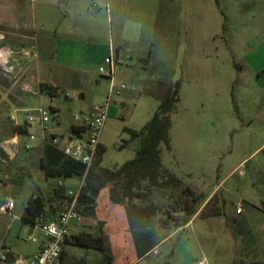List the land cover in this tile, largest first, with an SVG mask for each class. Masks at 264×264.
Here are the masks:
<instances>
[{
  "label": "rangeland",
  "instance_id": "obj_1",
  "mask_svg": "<svg viewBox=\"0 0 264 264\" xmlns=\"http://www.w3.org/2000/svg\"><path fill=\"white\" fill-rule=\"evenodd\" d=\"M57 3L59 8L49 10V23L64 21L58 31L69 25L73 36L87 37V43L111 44L117 64L115 84L127 85L112 97L122 111L105 123L101 138L105 152L92 179L105 182L109 192L114 184L106 170L114 172L134 159L141 145L140 140L131 141L124 129L141 130L152 119L165 89L180 83V101L171 116L170 149L160 146L158 184L143 181L135 190L140 197L112 205L100 216L106 222L78 209L81 218L70 223V240L103 233L104 251L65 245L62 264H200L202 260L264 264V0ZM255 48L261 60L254 58ZM39 53L42 59L50 57L48 72L54 52ZM35 67L33 60L24 74L17 73V67L12 72L0 70V252L6 248L25 257L34 255L44 240L37 226L22 219L30 197L41 195L55 211L63 210L66 194L78 192L86 180L45 176L37 125L29 129L35 140L27 133L17 134L18 151L11 156L6 148L16 136L11 119L16 115L23 123L27 112L57 107L50 126L67 136L74 116L100 105L110 86L89 65L84 73L70 71V76L54 68L63 85L60 96L52 100L40 95L37 87L36 94L25 91L24 86L30 85L25 74H35ZM26 144L33 147L27 150ZM171 175L179 182H173ZM9 198L15 204L13 215L2 210ZM127 208L133 217L145 212L155 220L160 244L141 259ZM34 237L39 244L29 240Z\"/></svg>",
  "mask_w": 264,
  "mask_h": 264
},
{
  "label": "trees",
  "instance_id": "obj_2",
  "mask_svg": "<svg viewBox=\"0 0 264 264\" xmlns=\"http://www.w3.org/2000/svg\"><path fill=\"white\" fill-rule=\"evenodd\" d=\"M39 92L51 98L59 97L58 89L49 84L40 83ZM179 101L180 83L177 82L165 89L152 119L141 130L124 129V132L130 135L131 141L140 140L141 145L134 159L126 162L114 172H108V170L105 172L108 175V180L114 184L109 193L111 201L115 204L123 205L125 201L132 202L135 198L140 197L135 190L143 181H148L154 186L158 184L159 173L162 168V150L160 146L164 145L170 149L171 116L177 109ZM19 131L20 133H27L26 128L20 127ZM104 152V148L101 147L98 158L88 172L85 179L86 182L80 191L77 207L86 216L96 215L97 198L101 190L107 187L105 182L96 183L92 180L95 177L94 168L101 164ZM40 166L48 178H83L85 175V167L81 163L67 158L51 143H46L42 146ZM171 178L173 182H179L175 176L171 175ZM117 187L120 190H117ZM187 191L191 194V190ZM127 210L132 239L138 257L141 259L160 244L158 231L155 228V220L153 215L149 213L145 214V212H142L133 217L128 208ZM54 212L55 210L49 200L41 195H36L30 197L28 200L22 219L33 225H43L54 217ZM195 214V210L188 213L189 217L185 225H183V229L192 221ZM103 236L105 235L101 233L100 237L93 238L90 234H85L84 238L80 234L79 236H75L73 241L69 237L66 244L104 251L101 244ZM64 254L65 252H63L62 259ZM107 257L111 259L108 255Z\"/></svg>",
  "mask_w": 264,
  "mask_h": 264
},
{
  "label": "built area",
  "instance_id": "obj_3",
  "mask_svg": "<svg viewBox=\"0 0 264 264\" xmlns=\"http://www.w3.org/2000/svg\"><path fill=\"white\" fill-rule=\"evenodd\" d=\"M33 56L29 48L13 51L6 47H0V70L12 72L22 60L32 59ZM116 65L113 49L111 48L109 56L104 59L98 68L99 73L111 82L108 96L103 104L76 114L74 116L75 124L71 127L67 136L60 135L52 130L50 123L57 117V113L53 109L49 111L45 108H37L31 112H27L23 123L19 122L16 115H14L11 120L15 123L16 136L6 143V148H8L10 155L14 156L18 151L19 139L17 134L20 132V127L26 128L29 138L35 140L36 135L29 132V129L37 125L40 127V142L42 144L51 143L67 158L77 161L85 167V175L82 178L85 181L88 172L98 158L102 146L101 138L105 123L109 118L112 96L116 89H127L125 83H121L118 86L115 84ZM24 89L31 94L37 93L31 85H25ZM39 94L41 93L39 92ZM32 147L29 144L25 145L27 150ZM82 186L78 192L66 194L67 199L63 210L55 211L54 217L47 223L36 225L45 240L37 254L30 257L15 256L9 249L5 248L0 252V264H62L64 246L70 235V223L79 221L81 218L77 206ZM14 208V200L9 198L2 207V210L13 215ZM238 212L239 210H237ZM29 240L39 243L35 237L29 238ZM200 264H206V261L202 260Z\"/></svg>",
  "mask_w": 264,
  "mask_h": 264
},
{
  "label": "crops",
  "instance_id": "obj_4",
  "mask_svg": "<svg viewBox=\"0 0 264 264\" xmlns=\"http://www.w3.org/2000/svg\"><path fill=\"white\" fill-rule=\"evenodd\" d=\"M57 1L58 0H46L43 3H38V0H0V47H6L13 51H18L21 48H29L34 56L32 59L22 60L16 68L17 73L24 74L29 64L33 60H36L35 74L28 71L27 74H25V81H30V85L34 89L37 87L38 90L40 83L52 85L58 89L60 96L63 83L60 81V78L54 74V68H60V74H67L68 76H70V71H73V73H84L87 65L94 69H98L104 59L109 56L112 45H106L102 42L87 43L85 41L87 37L75 38L73 36L74 31L69 25L62 26L61 30L58 31V24L64 21H59L55 26L49 23V10L51 7L59 8ZM79 26L80 25L77 24L76 28H79ZM92 33L96 34L97 32H90L91 35H93ZM51 49L54 52L53 64L48 68L47 72L46 67L49 66L47 61L50 57L47 55L42 59L43 57H41L42 55H40L39 50L45 51L48 54V50ZM253 52L254 58L257 57L260 60L262 59L261 55L258 54L257 48H255ZM261 72H264V70ZM99 76L102 77L101 75ZM109 83L111 85L110 81ZM79 94L83 96V92H79ZM116 96H119V93H117ZM104 102L105 100L100 103V105ZM58 109L59 108L54 107L53 110L58 113ZM121 111L122 108L115 104V100H112L109 109V118L120 116ZM54 132L58 133V131ZM112 205H115V203L110 199L109 190L104 188L97 198L96 215L100 217L104 212H109ZM103 222L106 221L103 219ZM105 227L106 224L104 225V228ZM44 241L45 240H43L41 244L38 243L39 246L35 254L38 253ZM64 252L66 253L65 248ZM65 255L66 254H64L63 258Z\"/></svg>",
  "mask_w": 264,
  "mask_h": 264
}]
</instances>
